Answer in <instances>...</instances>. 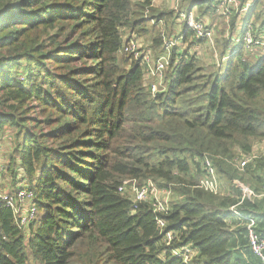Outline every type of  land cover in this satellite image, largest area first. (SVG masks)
Listing matches in <instances>:
<instances>
[{
  "label": "trees",
  "instance_id": "16d2710c",
  "mask_svg": "<svg viewBox=\"0 0 264 264\" xmlns=\"http://www.w3.org/2000/svg\"><path fill=\"white\" fill-rule=\"evenodd\" d=\"M181 1L200 17L218 2ZM174 18L153 0H0L6 171L12 183L26 173L39 212L26 233L0 205V264H263L247 223L264 239V199L244 196L237 181L264 192V156L243 169L237 161L264 139V55L253 67L236 45L209 71L194 51L204 40L185 28L188 47H172L166 90L153 94L144 66L121 49L129 34L160 52L156 23ZM252 18L261 35L264 0ZM206 156L230 191L200 186ZM128 178L171 190L168 211L120 192ZM186 245L189 263L174 254Z\"/></svg>",
  "mask_w": 264,
  "mask_h": 264
},
{
  "label": "built area",
  "instance_id": "2783aa9c",
  "mask_svg": "<svg viewBox=\"0 0 264 264\" xmlns=\"http://www.w3.org/2000/svg\"><path fill=\"white\" fill-rule=\"evenodd\" d=\"M176 18L180 23L185 24V28L193 33L196 40H205L210 44L213 43L214 27L206 21V19L198 16L196 8L185 9L181 0H176ZM181 2V4H180ZM255 0H248L246 3H241L240 0H218L214 6V12L217 17L224 20L227 30L231 28L232 17L239 16L241 19V33L237 37H232L234 42L233 48L225 53L222 57L215 52L217 64L219 67L229 61L231 56L237 52L236 45H239L244 52H253L255 48L264 49V32L257 35L255 28L257 23L252 18L246 22L247 16L254 5ZM243 19V20H242ZM155 23V21H153ZM159 25V26H158ZM156 26L165 32L166 24L163 21L156 23ZM243 26H246L243 31ZM184 28V31H185ZM264 28V27H263ZM262 28V30H263ZM184 34L182 33L181 39ZM164 40L162 50L158 53L153 52L150 45H144L141 38L135 35H125V40L121 53L129 54L134 60L138 61L145 68L146 76L151 84L153 94L166 90V71L171 63L172 47L176 45L173 39ZM182 41V40H181ZM183 43V42H182ZM3 137L0 135V139ZM261 148V149H260ZM259 156H264V139L256 143L253 151L244 155L241 160L237 161L240 169H243L249 162ZM205 174L201 179L200 186L214 193H221L222 179H220L213 160L206 156L203 162ZM6 165L0 163V185L3 183L2 177L6 173ZM17 181L14 183V190L0 188V205H5L11 209L15 224L19 229L29 233L31 225L36 221L39 212L35 204V194L28 187L27 175L23 171H18ZM7 179L12 181L7 174ZM238 186L242 189L244 196L251 199H264V192H256L250 186L237 181ZM242 184V185H241ZM6 185V184H5ZM120 192L129 195L134 203L147 201L152 203L155 212H166L169 209V202L173 198V193L167 188L159 187L152 179L141 182L135 178H128L123 181L119 187ZM246 191V192H245ZM234 210V206L231 207ZM238 217L240 214L234 210ZM161 226L165 225L163 220H159ZM255 220L248 218L247 229L248 238L253 253L258 256L264 264V239L258 234L255 229ZM173 239L172 231L165 232V240L170 242ZM174 254L181 257L185 262L189 263L195 256V251L191 245H186L174 250Z\"/></svg>",
  "mask_w": 264,
  "mask_h": 264
},
{
  "label": "rangeland",
  "instance_id": "374dc122",
  "mask_svg": "<svg viewBox=\"0 0 264 264\" xmlns=\"http://www.w3.org/2000/svg\"><path fill=\"white\" fill-rule=\"evenodd\" d=\"M157 1H160V2L156 5V2L154 4V0H153V6H156L159 8L164 7L165 9H172V10H174V14H175V18L172 19L166 25V28H165L166 39H170V38L173 39L177 45L182 46L181 49H185L186 47H188V44L183 45V43L181 41L182 40L181 36H182V33L184 32L185 24L177 21L176 11L174 9L177 1L176 0H157ZM180 4H181V2H180ZM181 6H184V5H181ZM185 9H187V7ZM151 24H153V21L151 22ZM257 24L259 25V22H257ZM224 25H225V23H224ZM258 25H257V27H258ZM234 29L235 28H233V26H232V21H231V28H229V30H227L226 26H224V28L222 30H220V32H216V30L214 29L213 43L210 44L208 41L204 40L203 41L204 43L199 44L197 46V50H194L197 52L198 56L202 60V62H203L202 64L204 66H206V68L209 69V71H212V72L216 71L219 67L218 64L216 65V62L218 61V59H216V56H215L216 51L220 55V54H222V52H224L223 54H225V52L227 53L228 51H230L233 48L234 42H232L231 39H232V37L239 36V31H240V30H238L236 32V30H234ZM156 31H161V29L159 27H156ZM141 40L144 42L145 46L148 44L152 45V47H146V48H151L153 52L158 50V49L156 50V47L154 46L155 44H153L151 38L141 37ZM161 50H162V48H160V51ZM253 55H255L254 52H245V59L249 60L248 57H250V56L252 58H254V60L252 59V66L255 67L258 63L259 58H256ZM207 57L209 59V62L206 59ZM222 67H223V65H222ZM222 67H219V68H222ZM169 69H170V66L168 67L167 71ZM10 135H11L10 132L6 131V133L3 134L2 135L3 137H1V139H0V163H2L4 165H7V161H8V158H7L8 153L7 152L11 146L10 141H9ZM7 174H8V172L3 174L4 175L2 177L3 183H1L0 188L14 190V188H15V186H13L14 183H12L11 181H9L7 179V177H6ZM227 190L230 191V187L229 186L227 187V185L224 186L222 188V190L220 189V191H223V193H226ZM231 192H232V190H231ZM243 195H244V193H243Z\"/></svg>",
  "mask_w": 264,
  "mask_h": 264
},
{
  "label": "crops",
  "instance_id": "0c3cea01",
  "mask_svg": "<svg viewBox=\"0 0 264 264\" xmlns=\"http://www.w3.org/2000/svg\"><path fill=\"white\" fill-rule=\"evenodd\" d=\"M155 2H156V5H157L160 1L154 0V4H155ZM197 12H198V10H197ZM198 15H199V13H198ZM233 17H232V19H233ZM201 18H204V19H206V21H209V23L214 27V29L216 30V32H220V30H222L224 28V26H225L224 23H223L224 22L223 18L217 17L216 15H214V16L213 15H205V16H202ZM234 28H235L234 30H236V32L238 30H240L239 31V35H240V33H241V19H240L239 16L237 17V19L235 21V27ZM262 31L264 32V28H263ZM195 50H197V48ZM253 52L255 53V55H253V56H255L256 58H260L262 55H264V49L263 48H255V50ZM206 59L209 62L208 57ZM248 59L249 60H252V59L254 60V58H252L251 56L248 57ZM224 183L225 182L222 180V188L225 186Z\"/></svg>",
  "mask_w": 264,
  "mask_h": 264
}]
</instances>
